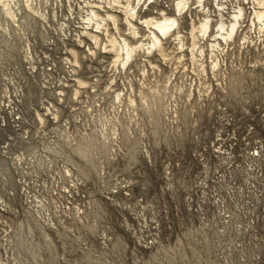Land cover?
Returning <instances> with one entry per match:
<instances>
[{
    "label": "rangeland",
    "instance_id": "374dc122",
    "mask_svg": "<svg viewBox=\"0 0 264 264\" xmlns=\"http://www.w3.org/2000/svg\"><path fill=\"white\" fill-rule=\"evenodd\" d=\"M175 1L138 16L177 15L183 46L124 66L85 33L106 0H0V264H264V6L222 0L245 15L210 46L218 7Z\"/></svg>",
    "mask_w": 264,
    "mask_h": 264
},
{
    "label": "bare ground",
    "instance_id": "6f19581e",
    "mask_svg": "<svg viewBox=\"0 0 264 264\" xmlns=\"http://www.w3.org/2000/svg\"><path fill=\"white\" fill-rule=\"evenodd\" d=\"M107 5L110 8L109 10H105V15L99 13V10L90 9V13L87 15V19L94 22L92 25V30H86L85 33L94 41L96 45L101 43V37L99 33H105L107 36V40L111 45V48L116 51V58L114 59L115 63H121L124 66L129 64L133 57L135 56L138 50H143L151 53L153 48L158 49L159 52H163L164 50V42L163 39L174 36V39L178 41V43L183 46V34H181L179 30V18L177 15H169L164 9H161L159 13L160 16H150L145 18H139V10L138 5L143 2L146 4L147 0H106ZM257 4L264 6V0H254ZM138 2V3H137ZM199 2L200 9H206L204 5V0H197ZM196 2V3H197ZM212 2L218 7V18L216 19L215 26L217 25V29L213 31L212 34L214 36V42L210 43V46H219L221 39L228 40L233 38L234 34L238 33L240 30L241 18L244 17V7L238 6L237 11L232 14L234 16L229 23L224 21V12L221 10L224 2L222 0H212ZM118 6L119 12L123 13V18L127 25L129 26L130 34L136 37L139 34V30L136 24L133 22L134 19L139 18L141 24L150 29L149 34L151 39L148 42H144L143 40L140 43L132 44L126 37H117L113 34L109 33L108 22L111 21L116 30L119 29V16L115 13L117 10L115 6ZM238 5V4H237ZM254 5V3H253ZM94 6V5H93ZM101 7H103L100 4ZM99 7V5H98ZM105 7V6H104ZM188 7V10L191 9L190 0H176L175 1V9L181 14L183 10ZM258 7V6H256ZM209 8V7H208ZM208 8L206 11H208ZM115 9V10H114ZM209 12V11H208ZM206 14L203 16V19L199 21V24H196L194 20H191V37H192V47H195L197 37L196 32H201L202 35H206L211 33L212 30V17L210 14ZM254 18L258 19L262 23H264V9H254L253 8ZM264 25V24H263ZM255 28V27H254ZM262 28V26H260ZM217 35H219L217 37ZM210 36V35H208ZM88 37V38H89ZM244 38H248L244 36ZM82 43V42H81ZM106 47V44L105 46ZM193 49V48H192ZM214 51V50H213ZM74 52V51H73ZM75 53V52H74ZM77 62V59H75ZM218 63L214 62V66ZM81 82V80H79ZM119 95V94H117Z\"/></svg>",
    "mask_w": 264,
    "mask_h": 264
}]
</instances>
